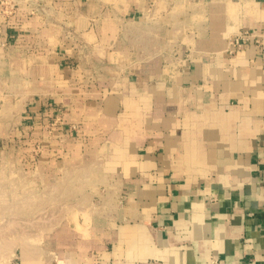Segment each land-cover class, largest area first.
Wrapping results in <instances>:
<instances>
[{
    "label": "crops",
    "instance_id": "1",
    "mask_svg": "<svg viewBox=\"0 0 264 264\" xmlns=\"http://www.w3.org/2000/svg\"><path fill=\"white\" fill-rule=\"evenodd\" d=\"M41 1L7 26L45 146L21 163L93 207L45 264H264V0Z\"/></svg>",
    "mask_w": 264,
    "mask_h": 264
},
{
    "label": "rangeland",
    "instance_id": "2",
    "mask_svg": "<svg viewBox=\"0 0 264 264\" xmlns=\"http://www.w3.org/2000/svg\"><path fill=\"white\" fill-rule=\"evenodd\" d=\"M21 5L28 6L30 14L40 9L41 16L53 10L38 0H0V130L9 121L7 131H0V264H45L49 231L70 218L73 209L93 207L81 205L84 197L64 196V186H51L35 165L21 163L23 158L37 163L45 151L37 125L20 118L28 109L27 78L9 53L14 39L7 26ZM42 126L45 130L47 124Z\"/></svg>",
    "mask_w": 264,
    "mask_h": 264
},
{
    "label": "built area",
    "instance_id": "3",
    "mask_svg": "<svg viewBox=\"0 0 264 264\" xmlns=\"http://www.w3.org/2000/svg\"><path fill=\"white\" fill-rule=\"evenodd\" d=\"M261 37L262 36L260 35L253 34L250 30H243L231 38L229 51L234 52L239 50L243 48L246 43L251 42L252 40L255 41V44L261 45Z\"/></svg>",
    "mask_w": 264,
    "mask_h": 264
}]
</instances>
